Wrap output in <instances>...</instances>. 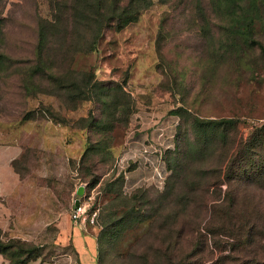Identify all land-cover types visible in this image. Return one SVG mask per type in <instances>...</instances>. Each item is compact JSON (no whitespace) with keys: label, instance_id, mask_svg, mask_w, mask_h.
<instances>
[{"label":"rangeland","instance_id":"rangeland-1","mask_svg":"<svg viewBox=\"0 0 264 264\" xmlns=\"http://www.w3.org/2000/svg\"><path fill=\"white\" fill-rule=\"evenodd\" d=\"M89 1L0 6V238L40 253L28 264H81L70 212L83 186L101 215L79 228L97 264H212L230 246L202 202H224L228 184L201 174L230 138L215 143L195 119L237 118L244 138L264 123V7L252 28L230 2L152 0L119 28L115 0L101 15Z\"/></svg>","mask_w":264,"mask_h":264},{"label":"trees","instance_id":"trees-1","mask_svg":"<svg viewBox=\"0 0 264 264\" xmlns=\"http://www.w3.org/2000/svg\"><path fill=\"white\" fill-rule=\"evenodd\" d=\"M3 1L0 0V6ZM103 1L97 0V13H99ZM84 2L87 3V6H91L89 0H84ZM123 2V0H115L113 16L111 17L119 18L117 11H120L119 16L125 19L118 22L119 28L134 21L142 9L151 5L152 0H127L121 6ZM218 2L220 6L230 2L229 4H232L231 6L234 9L233 14L240 12L242 14L240 17L250 20L251 27L253 21L259 16L260 9L262 6L264 7V0H218ZM99 14L101 15V13ZM81 20L87 26L93 21H98L101 26L103 25L100 19L92 18L89 15L81 17ZM2 21L3 17L0 16V41L3 33ZM107 26H110V24ZM101 34V31L96 33L90 42V48L95 47ZM44 37H46L45 33ZM4 58L5 56L0 52V63ZM195 121L202 128L204 136L212 138L218 144L226 145L227 139L230 138L225 153L218 155L220 161L201 174V177L214 178L210 181L211 186L219 185V178L223 176L224 182L228 184L227 196L224 202H219V199L203 200L202 202L204 209L222 224V227H216L215 229L219 228L224 232V235H227V243L230 246V253L220 256L212 264H228L229 262L231 264H264V200L256 204L251 201L246 203L241 201L240 195L237 193L239 189L234 188L235 183L236 185L246 184L261 191V194L264 195V123L255 125L249 136L244 138L238 131L239 120L237 118L204 119L197 117ZM181 154L184 155L185 152H181ZM177 178L176 175V180ZM172 190L173 186L170 184L167 190L168 194H171ZM86 195L91 194L86 193ZM94 205H92V208H97ZM114 215L115 213L107 214L108 217L104 218L105 223L112 221ZM97 224L98 221L95 226ZM13 242L15 243L6 244L0 238V254L8 252L11 255L9 262L2 264H28L31 259L40 257V253L34 257H29L32 251L22 246L20 241ZM218 245L221 246V243ZM242 253L248 255H243L237 260V255Z\"/></svg>","mask_w":264,"mask_h":264},{"label":"built area","instance_id":"built-area-1","mask_svg":"<svg viewBox=\"0 0 264 264\" xmlns=\"http://www.w3.org/2000/svg\"><path fill=\"white\" fill-rule=\"evenodd\" d=\"M75 198L73 199V207L70 212L71 221L79 228L87 229L91 226H95L98 221L99 209L92 208L91 201L93 200L92 195H86L80 197V204L76 206L74 204Z\"/></svg>","mask_w":264,"mask_h":264},{"label":"crops","instance_id":"crops-1","mask_svg":"<svg viewBox=\"0 0 264 264\" xmlns=\"http://www.w3.org/2000/svg\"><path fill=\"white\" fill-rule=\"evenodd\" d=\"M78 228L76 234V246L79 253L81 264H97V246L94 237L83 234Z\"/></svg>","mask_w":264,"mask_h":264},{"label":"water","instance_id":"water-1","mask_svg":"<svg viewBox=\"0 0 264 264\" xmlns=\"http://www.w3.org/2000/svg\"><path fill=\"white\" fill-rule=\"evenodd\" d=\"M84 195V187H80L77 191V198L75 199L74 204L78 206L80 204V197Z\"/></svg>","mask_w":264,"mask_h":264}]
</instances>
